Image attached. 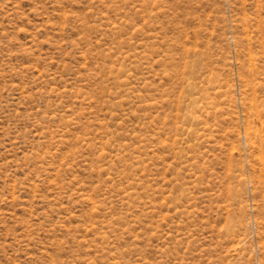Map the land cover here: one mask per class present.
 I'll return each mask as SVG.
<instances>
[{"label":"rangeland","instance_id":"374dc122","mask_svg":"<svg viewBox=\"0 0 264 264\" xmlns=\"http://www.w3.org/2000/svg\"><path fill=\"white\" fill-rule=\"evenodd\" d=\"M0 264H264V0H0Z\"/></svg>","mask_w":264,"mask_h":264}]
</instances>
